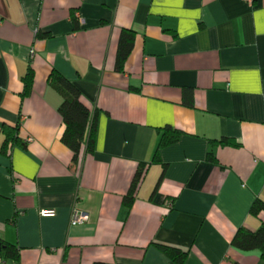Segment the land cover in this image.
I'll return each mask as SVG.
<instances>
[{
    "label": "crops",
    "instance_id": "0c3cea01",
    "mask_svg": "<svg viewBox=\"0 0 264 264\" xmlns=\"http://www.w3.org/2000/svg\"><path fill=\"white\" fill-rule=\"evenodd\" d=\"M123 29L134 40L118 72ZM53 69L96 112L94 152L75 163ZM16 123L26 147L0 154L8 264H176L157 244L184 264H264L230 246L264 223L249 213L264 203V0H0V132ZM166 126L182 134L152 162ZM74 208L85 224L70 226Z\"/></svg>",
    "mask_w": 264,
    "mask_h": 264
},
{
    "label": "trees",
    "instance_id": "16d2710c",
    "mask_svg": "<svg viewBox=\"0 0 264 264\" xmlns=\"http://www.w3.org/2000/svg\"><path fill=\"white\" fill-rule=\"evenodd\" d=\"M134 33L131 30L123 29L120 33L116 59L115 70L123 71L124 63L132 49ZM33 78V70L28 68L26 74L22 77L23 93L26 96L31 88ZM48 84L61 97V103L58 107V113L62 119L63 132L60 141L72 152V161L75 163L82 155L92 154L95 148L96 137V112L88 109V107L80 99V91L70 80L64 77L56 70H51L48 75ZM160 131V138L157 143L156 150L152 157V162L158 161L159 149L166 145L174 143L182 134L179 130L166 126ZM19 123L14 125L4 124L1 127L3 141L0 146V154L7 157L15 146L25 148V144L18 137ZM219 144H232L230 140H219ZM212 155L207 156L211 160ZM145 164H141L132 179L131 185L122 203L126 208H130L135 197V193L144 172ZM261 211H264V203L255 200L249 209L250 215L256 217ZM157 248L168 256L176 264H184L186 252L165 246L156 245ZM230 246L242 253L255 252L259 258L264 260V223H261L256 230H250L246 227H239L230 241ZM6 257L13 260L17 259L15 247L7 246Z\"/></svg>",
    "mask_w": 264,
    "mask_h": 264
},
{
    "label": "built area",
    "instance_id": "2783aa9c",
    "mask_svg": "<svg viewBox=\"0 0 264 264\" xmlns=\"http://www.w3.org/2000/svg\"><path fill=\"white\" fill-rule=\"evenodd\" d=\"M248 1V0H246ZM76 19H78V15L76 14ZM30 139H27L26 142H29ZM53 211L52 210H42L41 211V214L42 215H46V214H52ZM87 214L82 212V211H79L78 209H73L72 210V213H71V216H70V226H76V225H83L87 222ZM0 264H8L7 261L0 256Z\"/></svg>",
    "mask_w": 264,
    "mask_h": 264
}]
</instances>
